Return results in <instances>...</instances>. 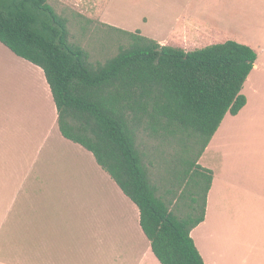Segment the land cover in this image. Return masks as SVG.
I'll use <instances>...</instances> for the list:
<instances>
[{
  "label": "trees",
  "instance_id": "1",
  "mask_svg": "<svg viewBox=\"0 0 264 264\" xmlns=\"http://www.w3.org/2000/svg\"><path fill=\"white\" fill-rule=\"evenodd\" d=\"M48 1L0 0V43L42 70L59 132L135 204L159 263L204 264L190 234L213 177L198 161L224 116L245 106L257 54L233 41L186 52L100 23L117 51L93 59ZM78 18L84 35L93 21Z\"/></svg>",
  "mask_w": 264,
  "mask_h": 264
},
{
  "label": "crops",
  "instance_id": "2",
  "mask_svg": "<svg viewBox=\"0 0 264 264\" xmlns=\"http://www.w3.org/2000/svg\"><path fill=\"white\" fill-rule=\"evenodd\" d=\"M215 1L219 8L204 12L191 10L190 3L191 12L178 14L166 34L147 37L186 52L206 47L199 46L203 41L209 46L238 40L257 54L242 88L245 106L224 116L198 161L213 177L204 221L190 234L204 264H223L213 246L217 212L264 213V48L257 52L237 38V26L227 20L247 4H260L262 11L264 0ZM32 85L39 100H32ZM31 107L28 118L23 109ZM0 212V243L11 238L14 258L23 264H160L135 204L90 152L59 132L42 70L1 43ZM250 258L255 254L241 255L238 264Z\"/></svg>",
  "mask_w": 264,
  "mask_h": 264
},
{
  "label": "rangeland",
  "instance_id": "3",
  "mask_svg": "<svg viewBox=\"0 0 264 264\" xmlns=\"http://www.w3.org/2000/svg\"><path fill=\"white\" fill-rule=\"evenodd\" d=\"M48 2L58 15L65 16L72 22L74 20L73 26L69 29L70 36L77 38L93 59H102L107 57L106 55H114L117 51L115 40L109 41L103 38L106 28L100 23L129 32L139 30L142 35L154 39L166 34L172 28L178 14L191 12L188 9L190 3L191 10L198 9L200 12H204L209 7L213 10L219 8L215 0H49ZM247 6L248 4L245 12L242 11L239 17L233 19L226 17L228 22L237 26L238 29L235 30L237 38L249 42L258 49L257 52H261L264 48L262 47L264 45L260 44L264 40V7L261 11L260 4L251 3L249 7ZM78 15L93 21L84 35H81L78 29L80 20ZM208 44V41H203L199 46ZM23 81L24 79H21L24 86ZM244 87L245 85L243 90ZM243 90L241 94L245 96ZM31 96L33 101L39 100V96L34 95L33 85ZM23 110L26 111L28 118L30 115L27 112H33L32 107ZM196 146H199V143L195 142L194 147ZM213 218L215 219L212 228L214 230L216 228L213 233V246L217 255H222L220 260L223 264L229 262L238 264L240 256L245 254L251 256L255 254L256 257L255 260L250 258L248 264H264V213L244 209L224 213L219 211ZM202 230L204 234V228ZM251 239H256L254 241L256 243L250 241ZM0 264H23V261L14 258V245L9 237L3 238L0 243Z\"/></svg>",
  "mask_w": 264,
  "mask_h": 264
}]
</instances>
